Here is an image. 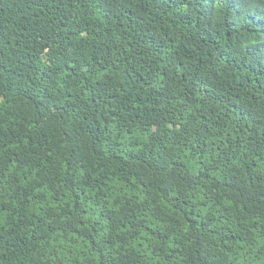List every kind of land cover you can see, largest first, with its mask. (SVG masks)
I'll return each mask as SVG.
<instances>
[{"label": "trees", "instance_id": "16d2710c", "mask_svg": "<svg viewBox=\"0 0 264 264\" xmlns=\"http://www.w3.org/2000/svg\"><path fill=\"white\" fill-rule=\"evenodd\" d=\"M0 264H264V0H0Z\"/></svg>", "mask_w": 264, "mask_h": 264}, {"label": "rangeland", "instance_id": "374dc122", "mask_svg": "<svg viewBox=\"0 0 264 264\" xmlns=\"http://www.w3.org/2000/svg\"><path fill=\"white\" fill-rule=\"evenodd\" d=\"M49 55H50V52H49Z\"/></svg>", "mask_w": 264, "mask_h": 264}]
</instances>
